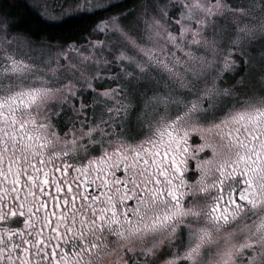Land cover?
Returning <instances> with one entry per match:
<instances>
[{
  "label": "rangeland",
  "instance_id": "obj_1",
  "mask_svg": "<svg viewBox=\"0 0 264 264\" xmlns=\"http://www.w3.org/2000/svg\"><path fill=\"white\" fill-rule=\"evenodd\" d=\"M23 1L59 22L122 0ZM15 100L27 102L19 117L39 152L90 168L87 176L101 185L121 182L127 192L120 200L135 199L150 178L135 155L168 136L187 147V164L198 172L189 208L143 199L133 207L135 225L162 209L181 227L144 238L121 225L88 237L102 244L93 253L100 264H264V167L257 221L224 229L209 212L225 166L264 151V133L238 138L243 124L264 113V0H147L64 45L13 33L0 18V105ZM67 211L80 227L100 215L81 200Z\"/></svg>",
  "mask_w": 264,
  "mask_h": 264
},
{
  "label": "flooded vegetation",
  "instance_id": "obj_2",
  "mask_svg": "<svg viewBox=\"0 0 264 264\" xmlns=\"http://www.w3.org/2000/svg\"><path fill=\"white\" fill-rule=\"evenodd\" d=\"M26 104L25 100H15L0 105V264H100L93 253L102 244L88 242V237L116 231L121 225H125L126 234H144V238L154 236L161 227L164 231L181 227L176 215L162 209L142 225H135L139 214L133 207L135 200L143 199L154 205L168 202L170 210L175 204L189 208L193 196L188 191L198 180V172L194 163L192 169L187 164L191 159L182 140L168 136L135 155L140 170H147L150 178L146 186L137 188L135 199L120 200L118 196L127 192L121 182L117 185L105 180L101 185L98 177L87 176L90 168L72 167L48 149L37 150L34 136L25 128L26 119L19 117ZM240 130L238 138L243 141L264 133V113ZM263 167L264 151L254 149L227 164L223 176L214 183L209 212L224 229L237 223L250 226L252 219L260 218L263 188L257 174ZM72 187L79 189L78 195L61 198ZM78 200L100 210L93 224L80 227L67 221V209Z\"/></svg>",
  "mask_w": 264,
  "mask_h": 264
},
{
  "label": "trees",
  "instance_id": "obj_3",
  "mask_svg": "<svg viewBox=\"0 0 264 264\" xmlns=\"http://www.w3.org/2000/svg\"><path fill=\"white\" fill-rule=\"evenodd\" d=\"M145 1L122 0L103 10L77 14L59 22H48L23 0H0V18L13 33L24 35L35 42L64 45L78 43L98 22L134 9Z\"/></svg>",
  "mask_w": 264,
  "mask_h": 264
}]
</instances>
